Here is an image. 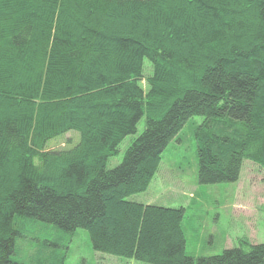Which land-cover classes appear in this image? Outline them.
Returning <instances> with one entry per match:
<instances>
[{"label":"trees","instance_id":"1","mask_svg":"<svg viewBox=\"0 0 264 264\" xmlns=\"http://www.w3.org/2000/svg\"><path fill=\"white\" fill-rule=\"evenodd\" d=\"M193 114L199 182L264 166V0H0V264L26 217L151 263L264 264V241L186 254L183 205L128 198Z\"/></svg>","mask_w":264,"mask_h":264},{"label":"rangeland","instance_id":"2","mask_svg":"<svg viewBox=\"0 0 264 264\" xmlns=\"http://www.w3.org/2000/svg\"><path fill=\"white\" fill-rule=\"evenodd\" d=\"M149 67V60L144 58L145 73ZM141 83L145 88L144 80ZM203 119V114H193L184 122L161 152L146 189L128 196L138 201L183 205L184 252L194 257L264 241V166L244 158L236 180L199 182L195 130ZM144 125L142 115L136 130L126 134L117 152L108 157L107 167L121 160ZM78 137L75 129H69L49 140L47 147H66ZM14 224L20 233L15 237L11 262L6 264H157L97 250L83 227L67 231L32 217L16 218Z\"/></svg>","mask_w":264,"mask_h":264},{"label":"crops","instance_id":"3","mask_svg":"<svg viewBox=\"0 0 264 264\" xmlns=\"http://www.w3.org/2000/svg\"><path fill=\"white\" fill-rule=\"evenodd\" d=\"M142 202H148V203L150 202V203H151V201H149V200H145V201H142ZM152 203H153V202H152Z\"/></svg>","mask_w":264,"mask_h":264}]
</instances>
